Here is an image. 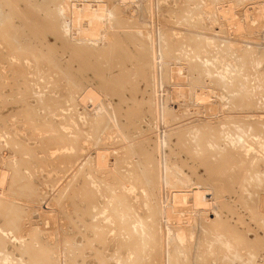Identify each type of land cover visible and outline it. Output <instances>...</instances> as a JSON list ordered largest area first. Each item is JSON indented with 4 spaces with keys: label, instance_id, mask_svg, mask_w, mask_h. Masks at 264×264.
I'll return each mask as SVG.
<instances>
[{
    "label": "rangeland",
    "instance_id": "1",
    "mask_svg": "<svg viewBox=\"0 0 264 264\" xmlns=\"http://www.w3.org/2000/svg\"><path fill=\"white\" fill-rule=\"evenodd\" d=\"M6 1L12 2L11 6L14 5L13 7L16 9H14L13 7L12 8L16 13H18L20 19H24L25 21L26 19L29 20L27 24H29V22L31 21V24H39L41 26V22H45L46 15L44 14H48L49 11H53L52 14L55 13L54 16H56L57 14L60 15L59 9L66 10V13L63 14V21H65L66 24H69L68 17L70 15L71 7L68 5V3H63L64 0H59L61 3L57 0H53L55 1L54 3L52 2V0H50V2L48 0H44L45 2H41L43 0ZM6 1L4 0L3 4V1L0 2V9H3V6L8 4L6 8L4 6L5 9H3V17L6 16L7 18L4 17V19L3 17H1V14L3 13L1 12L2 10L0 11V18L4 19L0 20L1 25H5V23H7L11 19H8V17L14 16L12 17V22L9 21L13 23L10 24V26H20L21 24H23L24 20H20L19 18L17 21L15 20L17 19L18 15H12V13L14 14V10L11 8V6H9L10 3H7ZM80 1L82 0H73L72 2L76 4V7H80L78 5L80 4ZM97 1L98 3L107 4V6L105 5L107 8L111 7V9H113L112 15H108L107 17H104V19L110 16L111 19H114L112 22L114 23V25H120V27L121 25L122 27L125 26L123 29H121L122 27H118L117 29V27L114 25V28H111L112 23L111 25L109 24L111 19L109 20L108 18L109 22L107 21V19L104 20V22L109 25L105 23L104 24L107 31L109 29V33H113L115 31L114 33H116L117 35H121L122 37L124 35V31L129 32L130 29L133 32L141 30L140 32L142 35H140V37H145L146 39H144L147 42L144 41V39L141 40V38L137 37L139 36L138 34H140L138 32V34L135 35V38L137 37L136 39L138 43V45L136 46H144L147 43V45H151L150 41L152 38L154 40L165 42V44H161L165 46H162V48H160L159 46L161 42L154 41L152 39L154 41H152V44L155 46L157 52L158 48L159 51L161 50L162 54L166 52V54H164L165 56L162 55L163 58L165 57V61L162 60V58L161 62H158L161 58L159 52L156 53V58L155 60L153 59L154 61L151 58V63H155H152L150 65L148 58H143L141 55L142 52H146L145 48L137 47V57L130 54L129 61H126V63L124 62L125 65H122L123 62H119L117 63L119 66L117 64L115 66L112 63L115 64L118 61L115 59L114 62H112L113 60H108L107 58L106 60H108V63L105 64L107 61L105 59H101L102 57H100L101 60L106 61H104V64L102 63L103 61L101 62V68L103 67L108 70L106 73L105 69H100L99 72H105L102 73L103 77L101 76V73H99L100 76L98 78L97 74L91 76V74H93V72L91 71V74L88 73V71H84L86 74L83 72V70L81 71L82 74L84 73L82 84H86L87 79H91V82H93L92 84L95 86L98 85L100 79L105 81L110 79L112 80L114 77L113 75L117 74V76L115 75L114 80L116 78L118 80V72L122 73L123 75V73L125 74L127 73V71H129L127 74H125V79L129 75V78L133 80L135 79L134 82L137 81L139 83H136V86L139 87L138 91H140L141 89L140 94H138L140 96L136 95L139 92L135 90V86V88L133 87L134 89L131 88L133 86L131 82L133 83V81L128 78L130 80L128 81L129 83L126 80L123 81H126V84L123 87L126 91L122 89V93H127L129 91L128 89L130 88V91L131 89L132 91L134 90L133 94L132 92L131 94L130 92L127 93L128 95L130 94L131 97L124 93L121 94L122 97H119V95H115L117 97L108 95L110 96L109 98H104L106 99L104 100L106 104L103 102L102 106L98 108L101 109L99 116L101 115V117L106 118L109 117L108 114L111 111L112 112L110 116H112L113 113L118 110L116 112V115H120L118 116L120 117L118 118V120L122 124L129 123L128 126H130H127L128 128L125 127L126 129H124L125 132L123 136L121 132H118V130H113L114 132L111 134H109V131H106V133H108L107 136L104 134L103 136L99 135L98 138L90 142L86 140L88 131L87 129H89V122L87 121L89 118L87 119V117H90L89 115L87 116L86 111L89 109L90 112L93 111V106L90 105V102H88L86 106V104L80 101V97H78V95H81L79 94V92L81 91L80 87L82 89V85H76L77 87H80L77 89V87L74 86L75 88L72 87L73 90L72 88L71 90L69 88L68 91L67 89L68 87H70V84L68 83L66 77L65 80L64 76H61L62 71H67L69 68H71V65L74 66L75 69L76 65H78L75 60L67 56V50L63 48L65 43H62V41H58L56 39L54 40V35L49 31H45L43 33L41 32V30H39L41 29L40 27L35 26V28L33 29L32 25L26 26L25 22L23 25H25L27 29L31 27L29 28L30 33H33V30L34 32H41V40H34L33 42L31 41V43H28L26 40L29 41V39H22L20 40V42L16 43L12 39H10L9 36H3L4 30L0 31V249H3L0 250V264H184L183 262L189 261V263L193 262V264H195L194 262H196L197 264L198 262L199 264H264V152L262 153L263 150L261 148H259V150L261 149L260 152L262 154L260 152H257V147H260L259 143H257L260 140L259 138L262 139L261 141H264V0H198V2L197 0H87V2L92 5H94ZM31 3L34 4L32 5ZM38 3L40 4L41 9H39ZM51 3H53V5L55 4V6H53ZM58 3H60L59 7L57 6ZM62 3L64 5H61ZM37 4L38 8L36 9ZM42 5H44L45 7H43ZM65 6H67V9H65ZM7 7H9V9ZM48 7H50L51 10H48ZM189 8L192 10H190ZM232 8L233 11H231ZM259 8L263 12L261 13V15H259L260 10L259 12H256ZM38 9L39 11L41 10L40 14ZM55 9H57L56 12ZM181 10L182 12H180ZM8 11L10 12V14L5 13ZM248 11L250 12V15ZM231 12L233 16L231 15ZM32 14L35 16H33ZM37 15H39V17L41 18L38 19ZM179 15L185 16L181 17ZM21 16L23 18H21ZM259 16H262V18H260ZM60 17L62 18V16ZM247 17L250 18V21L249 18L248 20H246ZM251 17L252 19L255 17L256 20L253 19L254 22L251 21ZM42 18L44 19L42 20ZM6 20L7 22H4V24H2L3 21ZM34 20L36 23L34 22ZM187 20L188 22H186ZM37 21L40 22L37 23ZM250 22L252 24L254 23V25L252 26ZM234 23H237L236 25L238 27L234 25ZM126 26L128 28H126ZM132 27L134 28L133 30ZM106 29L103 28L102 30ZM220 33H222L221 36L219 35ZM75 34H73V36H76ZM102 34L104 35V33ZM213 34L215 36H213ZM105 37L107 36L105 35ZM193 37L197 42L194 41ZM213 37H215L216 39ZM105 39L108 40L107 38ZM222 39L223 41H221ZM176 40L178 41L176 42ZM213 40H215V42ZM217 40L220 42L216 43L218 42ZM143 41L146 42V44H144ZM155 42H158L159 46L158 44H154ZM178 42L181 44H178ZM103 44L101 43V46ZM129 49L131 52L132 50H135L131 46V44L129 46ZM163 49L166 51H164ZM172 49H174L173 52ZM199 50L201 53L199 52ZM12 54H15L16 58H13ZM178 54H180V56ZM166 55H169L171 57ZM195 56L198 58H196ZM186 58H188L189 60H187ZM25 59H28L30 61L28 65ZM137 60L141 61L138 62ZM134 61L137 62L132 63ZM73 63L76 65H74ZM188 63H191L192 65H189ZM167 64L168 66L164 67ZM106 65H109V68H107ZM157 65H159L160 67ZM110 66H115V68ZM176 67L179 68L175 69ZM79 68L81 67L79 66ZM112 68H114V70ZM154 68L155 70H157V72L154 70ZM161 68L162 70H160ZM193 68L196 69L193 70ZM125 69L128 70L126 71ZM130 71L132 75L130 74ZM132 71H134V73H137L138 75L136 76V74H133ZM153 71L157 73H154L156 76L153 75ZM165 72H167V74ZM212 72L215 74H213ZM163 73L165 76L162 75L161 77L160 74ZM170 73L172 75L176 73L177 76L176 74L175 76L181 78V80L175 81L176 77L173 76L175 77L173 78ZM150 75L152 76V78ZM86 76L88 77L86 78ZM131 76H133V78ZM135 76L140 77L136 78ZM163 76L167 78L166 83H164V80V82H162L161 80L164 78ZM44 77L45 80L43 79ZM142 77L145 78L143 79ZM148 77H150L152 80L150 81V78ZM156 77L158 78V80H160L156 81L158 84L156 82L155 83L157 86H159L160 84V86H155V88L153 86V83L151 82L155 80ZM188 78L190 81L188 80ZM50 79L52 82L50 81ZM210 80H215L216 82L214 83ZM234 80L235 82L237 81L235 83L236 85H231L233 84L231 82H234ZM91 82H89V84H91ZM143 82L145 84H147L148 82L147 85H149L150 87L142 84ZM150 83L152 85H150ZM67 84H69L68 87ZM163 84H166V86L163 87ZM175 84H183L184 86H181V90H176L175 88L178 86H175ZM57 86H59L60 88ZM174 86L175 88H173ZM207 86H209L210 88L208 87L204 90L207 91L209 89L211 96L210 99L202 102L194 98L196 93L200 92V89H203ZM229 87L231 88V90H234V93L230 91L229 93H226L228 92L227 89L230 90ZM62 88L65 90H63ZM44 91L45 93H43ZM70 91H72L71 93L75 92L76 95L75 93L71 95ZM150 91H152V94L155 92L157 96H154V93L152 97H150ZM176 91H179V94ZM163 92H165V95ZM68 93H70V96H66L69 95ZM147 93L150 96H147ZM134 94L136 96V99H132L133 101L131 102L130 98H133ZM123 95L125 98L123 97ZM185 95L188 96L185 97ZM189 95L191 96L190 98ZM50 96H54L55 100H51L52 102L50 101L44 104H40L43 99L38 101V98L40 99L42 97ZM65 96L66 98L71 97V100L69 99L70 102L67 101V99L65 100ZM73 96L74 98H72ZM243 96H245L244 99H242ZM118 97L119 99L123 98L122 102H120L121 99L118 100ZM174 97L177 99L179 98L180 100H177ZM187 97L189 98L188 101L186 100ZM158 99L161 102L165 100V103L163 102L165 105V108L163 109L164 112L161 111V108H163V103H161ZM23 100L24 102L26 100L28 102L26 101L25 103H23ZM35 100H37L38 102ZM127 100L131 102L132 106L128 104L129 102H127ZM135 100L137 101V103H140V109H138L139 107L137 106L138 104ZM148 100L152 102V105H150L151 103ZM182 100L183 103L181 102ZM225 101L229 103L225 105ZM123 102L126 104H124ZM209 102L211 105L215 106V112L214 114L208 115L203 106L206 108ZM244 102L246 104H244ZM141 103L142 107L140 106ZM180 103L182 106L180 105ZM159 104H161L162 107L159 108ZM223 104L225 105L224 107H227H222ZM75 105L77 108L75 107ZM104 105L109 108L106 109ZM114 105L116 109L114 108ZM116 105L118 108L116 107ZM228 105L230 106L228 107ZM152 107L154 109H152ZM85 108L87 110H85ZM131 108L134 109L133 111L138 110L136 111L137 113L139 111H142V113L140 112L141 115L140 113H138L139 115L136 114L141 118H137V116H135V112L133 111L131 115H128V118L127 114L131 113ZM103 109H105L106 111L108 110L109 113L108 111L106 113V111ZM128 109L129 111L127 112L126 110ZM148 109L152 110L153 112L155 111V115L157 114L158 116H153V112L147 111ZM26 111L29 112V118H25V113L27 114ZM158 111L161 113L158 114ZM102 112L106 114H103ZM172 112L173 114L176 113L177 117L174 115V117H172L171 119V116H173ZM169 114L171 115L169 116ZM166 115H168L169 117H167ZM151 117L155 118L156 120H152ZM164 117L168 118L166 120L167 122H164L165 124L162 121L165 119ZM185 117H187L188 120L187 118L184 119ZM160 118L162 119L160 120ZM176 118L178 119V121H180L179 123ZM182 118L185 121H183ZM106 119L108 122V118ZM139 120H141L142 122ZM175 121H177L178 124H175L174 126ZM187 121L190 123V126H188L189 123H187ZM205 121H210L209 124L211 125L214 124L215 129H218L220 125H224L225 127L221 128V133L219 132V134L215 135L217 137L219 135L220 138H214V134H216V132L209 137L212 142L210 140L209 141L212 144L209 141L205 142L204 139L202 140L203 134L201 133L203 132V128L202 126L200 127V125H203ZM149 122L151 124H149ZM183 122L185 123V125H182L184 124ZM157 124L159 126L156 129L154 125ZM166 124L167 126H169L167 127ZM179 124L183 127L179 126ZM186 125L190 127L189 129L193 132L189 131L185 127ZM191 125L193 127H191ZM196 125L198 129L196 128ZM176 126H178L177 131ZM179 128L180 131L178 130ZM160 129H164L162 130L163 134H161L162 131H160ZM167 129H169V131L171 132L170 133L168 131L170 134L167 132ZM186 130H188V132H185L184 134H191L194 136H192L191 138L189 137V139L187 138L185 140L186 135L182 134L181 131L184 132ZM199 130L201 133L199 132ZM75 131L78 134H75ZM142 131L144 135H147L148 131H150V134L148 133L147 136L145 135L144 137H142ZM152 131H154L155 134L154 132L152 133ZM125 133L127 134L125 135ZM178 133H180V135ZM164 135L168 138L170 137V140H167ZM225 135L228 136L226 137ZM78 136H80V139ZM182 136H184L185 138ZM221 136L223 138V141L221 140ZM118 137L119 139H117ZM131 138L134 139V141L131 140ZM213 138L215 139V142H217L218 147H216L217 144L216 146L213 145L215 143ZM124 139H126V141ZM160 139L164 140V143L160 141ZM219 140L220 142H222L220 143ZM228 140L232 141L229 142ZM95 141L99 144H105V147L107 146L106 148L108 149L107 151L110 152V156L108 157L109 167L106 168L109 170L103 169V173H101L102 169L97 170L91 167L93 165L91 161L94 158V152L97 147L96 145H99L95 144ZM252 141L256 144H253ZM129 142L130 144H133V146H135L132 149L134 153L126 148V145H129ZM134 142L140 145H142L141 143H143L148 146L146 147V150L153 155V157L151 156V159L153 160L151 161V163H149L150 167L154 166L156 168L157 163L153 162L158 161V159H161L162 161H164V164H167L166 166L173 174L171 175V173L168 171V177L171 176L169 178L171 182L175 180L174 185L173 182L167 184L166 178L165 183L167 185L163 183L162 186V183L159 182L158 184L156 183L157 187L156 185L152 184V187L150 188V186L148 187L147 185V190L144 189L146 184L137 186L135 183H133L136 186L133 185L134 189H132L133 186L131 182L125 180V182L121 183L122 185L119 183V180H122V175L126 176L128 173L131 174V170L136 167L135 165L139 161L144 162L142 159L144 157L142 155L140 157V154L136 153L139 145L135 144ZM234 142L236 143L235 145L237 147L243 144L248 145L251 143L253 144L252 146L256 148L254 151L252 150L251 153H248V155L251 154L252 156L246 155L248 157H243V165L233 164L228 168V170L226 168H222V172H219V176L220 174H225L226 177L224 176V179L227 178L230 173H232L234 178L232 177L233 180H231L233 182L231 180H228L231 177H228L225 182H223L222 180L219 182L214 181V191H212V189L208 191L205 187L207 186V184L196 181L198 179L200 180V178H205L210 173L209 170L206 169L207 166L205 168L204 164L200 165V163H198V159L203 158L206 155V152H208L209 150H211L212 152L215 148H225L226 146L233 145L231 143ZM110 144H112L113 146H110ZM156 144L160 145V148H163L162 150H159L160 152H162L161 154H159L160 152L158 153V151L156 152ZM194 145L197 146L195 147ZM211 145H213L214 147H212ZM91 146L94 147L92 148ZM193 146L194 148L192 150L191 147ZM82 147H84V149L87 151H85ZM204 147L206 148V150H209H204ZM147 148H149L150 151ZM237 149L240 148L238 147ZM252 152H254L255 155H253L254 153L252 154ZM256 156L260 157L257 158ZM221 158L224 159L225 157L222 156ZM256 158L258 160H261L258 161ZM136 160H138V162ZM257 161L260 163H258ZM116 162L117 165H115ZM131 164L134 167H131ZM220 165L221 167L223 166V164ZM220 165L214 164L211 165V167H216L219 169L221 168L219 167ZM116 166H120L121 168L119 167L118 169H116ZM114 168L115 170L113 171ZM125 168H129V172L126 171ZM177 168L181 170L175 171ZM216 168H214V172L216 171L215 173L217 174L218 169L216 170ZM223 169H226V171L224 170V173ZM119 171L121 172V174L119 173ZM124 171H126V173ZM226 172L229 173L227 174ZM232 174H230L229 176H232ZM115 175H117V177H115ZM176 175L178 177H176ZM183 177L188 180L186 181ZM227 180L232 183L228 182ZM226 182L227 184L229 183V189H231V192H228L229 189ZM128 184H130L131 186ZM176 184L177 186L175 187ZM149 185H151V183ZM170 185H172V187ZM140 186L144 187L141 188ZM159 186L164 189H161ZM153 187L156 189H154ZM180 187L182 188L180 189ZM144 191H146L147 193ZM214 192L217 194H215ZM148 193L152 195H149ZM175 193L186 195V200H191L192 202H187L186 205L185 203L182 204L185 207L174 208L175 204L172 201L173 195ZM120 202H122L121 205ZM160 202L161 204L163 203L162 205H165L162 206ZM203 202L206 203V205ZM173 204L174 206H172ZM190 205L191 208H189ZM95 206L98 208H96ZM149 206H153L154 208L152 207V209L150 207V209ZM159 206L162 208V219L159 218L161 217L160 214L158 215V210H160ZM212 207L217 208V210L219 211L221 221L218 224H210V221L214 218ZM165 209H167V211L171 209L172 211H168L166 215ZM123 210V219L119 221L117 217L119 216L120 211L123 212ZM177 211L179 214H176ZM168 213L171 215V218H173V214H175V217L173 219L176 218L177 221L176 219L172 220ZM179 215L182 216L180 217ZM168 217L169 221L167 220ZM182 217H185V219H187L185 220L183 218L184 221H182ZM162 220L164 221L162 222ZM205 223L207 225H205ZM216 225L220 231L226 233L229 237L230 246L228 247H231L230 249L225 247L222 242L219 243L220 240H215L214 232ZM148 226L150 227V229ZM132 227H134V229H132ZM133 233L135 235H133ZM178 236L180 239L178 238ZM120 244L122 246L125 245V248ZM129 244L133 250L131 248V250L129 249ZM231 244L234 246V248H232L233 246ZM226 249L228 250L226 251ZM220 250L222 251L221 254H219ZM225 255H227V257ZM171 258L173 261L170 260ZM175 258H177L176 260L179 261V263L175 260Z\"/></svg>",
    "mask_w": 264,
    "mask_h": 264
},
{
    "label": "bare ground",
    "instance_id": "2",
    "mask_svg": "<svg viewBox=\"0 0 264 264\" xmlns=\"http://www.w3.org/2000/svg\"><path fill=\"white\" fill-rule=\"evenodd\" d=\"M1 1H3L2 2V4L4 3V0H0V2ZM6 1V0H5ZM33 1V0H32ZM31 1V2H32ZM41 1V0H40ZM47 1V0H46ZM49 2H50V0H48ZM56 1V0H55ZM55 1H53L52 0V2L54 3ZM58 2H60L59 0H57ZM73 1V0H72ZM71 0H64V2L63 3H68V5L71 7L70 8V15H69V24H66L65 23V21H63V14H65L66 13V10H64V9H59V14L60 15H58L57 13V15L56 16H54V14H52L53 13V11L51 12V11H49V13L47 14H44V12H43V14L44 15H46L45 16V22L44 21H42L44 18H42V24H41V26L39 25V24H36V25H33V24H31L30 22H29V24H27L28 23V21L29 20H27L26 19V21L24 20V19H20L19 18V15H18V13H16L15 12V10L14 9H16V8H14L13 6L14 5H12L11 6V4H12V2H8V1H6L7 3H10L9 4V6H11V8L14 10V14L12 13V15H18L17 16V19H15L16 21L18 20V18L20 19V20H24V22L26 23V26H31L32 25V27H33V29L35 28V26H38V27H40L41 29H39L38 27V29L39 30H41V32H45V31H49L50 33H52L53 35H54V40L56 39V40H58V41H62V43H65L64 44V46H63V48H65L66 50H67V56H69V57H71L73 60H75L76 62H77V64L82 68H79V66L78 65H76V64H74V65H76V69L74 68V66H72L71 65V68H69L67 71H62V77L64 76V79H65V77H66V79H67V81H68V83L70 84V87H68V85L69 84H67V87H68V91H69V88H70V90H71V88L73 87V88H75L74 86H78L79 84L80 85H82V89H81V87H80V92H79V94H81L80 96L78 95V97H80V101H82L84 104H86V106H87V103L88 102H90V105H92L93 106V108H92V110L93 111H89V110H87L86 108H85V110H87L86 111V114H87V116L89 115L90 117H87V121L89 122V129H87L88 131H87V136H86V140H88V141H92V140H94V139H96V138H98L99 137V135L101 136H103V134L104 135H106L107 136V134L108 133H106V131H109V134H111V133H113L114 131H117L118 130V132L120 133L121 132V134H122V136H123V134H124V132H125V130L124 129H126L125 127H127L128 126V124L129 123H126V124H122L119 120H118V118H120V117H118V116H120V115H116L117 113V111L116 112H114L113 113V117L112 116H110V114H111V112L109 113V111H108V115H109V117H106V118H108V122H107V119L106 118H103V117H101V115L99 116V114H100V111H101V109H98L100 106H102V103L104 102L105 103V101L104 100H106V99H104V98H106V97H110V96H114V97H117L118 95H119V97L121 96V94H124V93H126V92H124V93H122V89H124L123 87H124V85L126 84L125 82L127 81H130L129 79H131V78H129V75H128V77L125 79V74H127L129 71H127L128 69H125L126 71H127V73H123V75H122V73H120V72H118L119 74H121V75H119L118 74V80H117V78L114 80V78H115V75L117 76V74H114L113 76V79L111 80H107V79H109V78H107L106 80L107 81H105V80H102V79H100L99 80V82H98V85L97 86H95V85H93L92 83L93 82H91L92 80L91 79H87V85L86 84H82V82H83V74L85 73L84 71H88V73H90L91 74V72H93V74H91V76H93L94 74H97L98 75V78H99V76H100V74L99 73H101V72H99L100 71V69H102L101 68V64L103 63H105L106 61V63L105 64H107L108 63V60H113L112 62H114V60L116 59L118 62H116L115 64L114 63H112L113 65H115L116 66V64L117 63H119V62H123V64L122 65H125V63H126V61H129V58H130V54L131 55H133V56H136L137 57V47H144L145 48V50H146V52L145 53H141V55H142V57L143 58H148V61H149V63H150V65L152 64V63H155V62H152L151 63V58H152V60L154 59L155 60V58H156V53H159L160 52V56H161V58L159 59L160 61H158V62H161V59L163 58L162 57V55H164V54H166V52L164 53V54H162L161 53V50L159 51V48H158V52L156 51V48H155V46L152 44L154 41H159V40H154L152 37V39L154 40H152L151 39V45L149 46V45H147L146 44V38L144 39V38H141L140 37V35H142L141 34V30L139 31H135V32H133V31H131V29H130V31L127 33V32H125L124 31V35L121 37V35H117L116 33H109L108 31H109V29H108V31H107V29L105 28V24H107V23H105L104 22V20H106L107 19V21H108V18H109V20L111 19L110 18V16L108 17V18H105L104 19V17H107L108 15H112V10L113 9H111V7H108V8H110V9H108L106 6H107V4H102V3H98V1L97 2H95V4L94 5H92V4H90V3H88L87 2V0L85 1V0H82V1H80L79 3L80 4H78L80 7H76V4H74L73 2H72ZM94 1V0H93ZM117 1V0H116ZM209 1V0H208ZM207 1V2H208ZM234 1V0H233ZM6 2H5V4H6ZM28 2V1H27ZM41 2H45L44 0L43 1H41ZM90 2V1H89ZM101 2V1H100ZM108 2V1H107ZM197 2H198V0H197ZM236 2V1H235ZM34 3H35V1H34ZM34 3H31L32 5L34 4ZM40 3V2H39ZM38 3V4H39ZM48 3V2H47ZM53 3H51L52 5H53ZM61 3V2H60ZM60 3H58V7H59V4ZM61 4V5H64V4ZM97 3V4H96ZM186 3V2H185ZM190 3V2H189ZM209 3V2H208ZM30 4V3H29ZM38 4H37V7H36V9L38 8ZM41 4V3H40ZM40 4H39V9H41L40 7ZM197 4V3H196ZM199 4V3H198ZM8 4H6V5H4L5 6V8H6V6H7ZM31 5V6H32ZM106 5V6H105ZM109 5V4H108ZM1 6H3V5H1ZM4 6H3V9H5L4 8ZM35 6V5H34ZM43 7H45L44 5H42ZM53 6H55V4L53 5ZM175 6V5H174ZM47 7V6H46ZM66 8L65 9H67V6H65ZM187 7V6H186ZM194 7V6H193ZM201 7V6H200ZM209 7V6H208ZM217 7H219V6H217ZM8 9H9V7H7ZM49 8V9H48ZM47 9L48 10H51L50 9V7H48ZM54 8V7H53ZM171 8V7H170ZM170 8H169V12H170ZM180 8V7H179ZM197 8V7H196ZM199 8V7H198ZM260 8H261V6H260ZM260 8L258 9V11H256V12H259V10H260ZM3 9H0V11L3 13ZM7 9V10H8ZM39 9H38V11H39ZM44 9V8H43ZM42 9V10H43ZM181 9H183V8H181ZM186 9V8H185ZM190 9V8H189ZM201 9V8H200ZM205 9H207V8H205ZM210 9V8H209ZM11 10V9H10ZM9 10V11H10ZM12 10V11H13ZM56 10L57 9H55V12H56ZM190 10H192V9H190ZM202 10V9H201ZM5 12V13H9L10 14V12ZM11 11V12H12ZM17 11H18V9H17ZM41 11V10H40ZM40 11H39V14H40ZM130 11V10H129ZM194 11V10H193ZM197 11V10H196ZM204 11V10H203ZM206 11V10H205ZM208 11V10H207ZM210 11V10H209ZM213 11V10H212ZM231 11H233V8H232V10ZM47 12V11H46ZM51 12V13H50ZM180 12H182V10L180 11ZM202 12V11H201ZM216 12H217V10H216ZM249 12V11H248ZM16 13V14H15ZM175 13V12H174ZM214 13V12H213ZM246 13V12H245ZM261 13H263L261 10H260V13H259V15H261ZM38 14V13H37ZM53 16H52V15ZM167 14H168V12H167ZM171 14V13H170ZM181 14V13H180ZM208 14V13H207ZM212 14V13H211ZM247 14V13H246ZM245 14V15H246ZM254 14V13H253ZM256 14V13H255ZM258 14V13H257ZM2 16L1 17H3V15H4V13L3 14H1ZM11 15V16H12ZM33 15V14H32ZM35 15H36V11H35ZM35 15H33V16H35ZM174 15V14H173ZM176 15V14H175ZM231 15L233 16V14H232V12H231ZM249 15H250V12H249ZM263 15V14H262ZM15 16V17H16ZM38 16V19L39 18H41V17H39V15H37ZM58 16V17H57ZM60 16H62V18L60 17ZM179 16H183V15H179ZM185 16V15H184ZM183 16V17H184ZM254 16V15H253ZM256 16V15H255ZM258 16V15H257ZM4 17H6V16H4ZM3 17V18H4ZM12 17H14V16H12ZM12 17H8V19L9 18H11L9 21H11L13 18ZM43 17V16H42ZM60 17V18H59ZM67 17V16H66ZM65 17V18H66ZM112 17V16H111ZM175 17V16H174ZM260 17V16H259ZM1 19L0 18V20H4V19ZM7 18V17H6ZM21 18H23L22 16H21ZM178 18V17H177ZM186 18V17H185ZM192 18V17H191ZM196 18V17H195ZM204 18V17H203ZM206 18V17H205ZM248 18L249 17H247V19L246 20H248ZM260 18H262V16L260 17ZM190 19V18H189ZM209 19V18H208ZM254 20H256V18L254 17L253 18ZM253 19H252V17H251V21H253ZM113 20L114 19H111V21H110V25H111V23L113 22ZM177 20H179V19H177ZM197 20V19H196ZM203 20V19H202ZM234 20V19H233ZM245 20V21H246ZM258 20V19H257ZM8 21V22H9ZM249 21H250V18H249ZM4 22H7V20L6 21H3V23L2 24H4ZM8 22L7 23H5V25H1V21H0V27L1 26H3V27H1L0 28V31H3V36L4 37H6V36H9V38L10 39H12L14 42H16V43H18V42H20V40H22V39H24V40H26V39H29V41L28 40H26L28 43H31V41L33 42L34 40H41V37H40V33L41 32H34V30H33V33H30V31H29V28H31V27H29L28 29L26 28V26L25 25H23L24 24V22H23V24H21L20 26L21 27H23V28H26V29H23V28H21L20 26H10V24H13V23H11V22H9V24H8ZM14 22V21H13ZM34 22H35V20H34ZM38 22H40V21H37V23ZM109 22V21H108ZM168 22V21H167ZM182 22V21H181ZM180 22V23H181ZM186 22H188V20L186 21ZM189 22H190V20H189ZM205 22V21H204ZM233 22H235V21H233ZM247 22V21H246ZM245 22V23H246ZM254 22V21H253ZM20 23H22V22H20ZM32 23H33V21H32ZM36 23V22H35ZM105 23V24H104ZM171 23H172V21H171ZM175 23V22H174ZM197 23V22H196ZM202 23H203V21H202ZM208 23V22H207ZM237 23H238V21H237ZM236 23V24H237ZM251 23V22H250ZM8 24V25H7ZM18 24H19V22H18ZM109 24H107V25H109ZM189 24V23H188ZM193 24V23H192ZM235 23H234V25H236ZM240 24V23H239ZM252 24V23H251ZM250 24V25H251ZM86 25V26H85ZM114 23H112V26H111V28L113 27L114 28V26H116L117 27V29H118V27H120V25H114ZM167 25V24H166ZM194 25V24H193ZM200 25V24H199ZM249 25V26H250ZM254 25V23L252 24V26ZM25 26V27H24ZM128 26V25H127ZM126 26V28H128ZM183 26V25H182ZM198 26V25H197ZM208 26H210V25H208ZM237 26V25H236ZM107 27H109V26H107ZM121 27H122V25H121ZM120 27V28H121ZM125 27V26H124ZM124 27H122L121 29H123ZM153 27V26H152ZM192 27V26H191ZM206 27V26H205ZM238 27V26H237ZM4 28V29H3ZM106 29V30H102V29ZM111 28H110V30H111ZM125 28V29H126ZM129 28H131V27H129ZM168 28V27H167ZM183 28H185V27H183ZM189 28V27H188ZM208 28V27H207ZM260 28V27H259ZM134 28L132 27V30H133ZM146 29V28H145ZM148 29V28H147ZM178 29V28H177ZM199 29V28H198ZM236 29V28H235ZM32 30H31V32H32ZM35 30H37V29H35ZM38 30V31H39ZM120 30V29H119ZM170 30V29H169ZM172 30V29H171ZM201 30V29H200ZM242 30V29H241ZM256 30V29H255ZM121 31V30H120ZM176 31V30H175ZM238 31V30H237ZM138 32L140 33V34H138ZM143 32V31H142ZM203 32V31H202ZM76 33V34H75ZM102 33H104V35L102 34ZM117 33H119V32H117ZM152 33V32H151ZM171 33V32H170ZM204 33V32H203ZM206 33V32H205ZM256 33V32H255ZM73 34H75L76 36H73ZM121 34V33H120ZM123 34V33H122ZM139 35V36H137V37H139V38H141V40L142 39H144V41H146V42H144V44H146V45H144V46H142V45H139V46H136V45H138V43H137V37L135 38V35ZM182 34V33H181ZM221 34L222 33H220L219 35L221 36ZM105 35L107 36V37H105ZM146 35V34H145ZM170 35H172V34H170ZM178 35V34H177ZM187 35V34H186ZM200 35V34H199ZM210 35V34H209ZM150 36H152V35H150ZM168 36V35H167ZM213 36H215L214 34H213ZM216 36H218V35H216ZM148 37V36H147ZM207 37V36H206ZM210 37V36H209ZM229 37V36H228ZM105 38H107L108 40H106ZM192 38V37H191ZM213 38H215V37H213ZM217 38H219V37H217ZM222 38V37H221ZM187 39V38H186ZM193 39H194V37H193ZM216 39V38H215ZM196 39H194V41H195ZM207 40V39H206ZM219 40V39H218ZM217 40V41H218ZM101 41H103L104 42V44H103V42H101ZM153 41V42H152ZM169 41V40H168ZM178 40H176V42H177ZM188 41V40H187ZM186 41V42H187ZM190 41V40H189ZM210 41V40H209ZM214 42H215V40H213ZM221 41H223V39L221 40ZM226 41V40H225ZM103 44L102 46H101V43ZM159 42H161V41H159ZM176 42H175V45H176ZM180 42V41H179ZM178 42V44H181V43H179ZM191 42H192V40H191ZM195 42H197V41H195ZM200 42V41H199ZM220 41H218V42H216V43H219ZM125 43H126V46H125ZM165 44V42H161L160 43V46H159V43L157 42H155L154 44H158V46L160 47V48H162V46L163 45H161V44ZM185 43V42H184ZM130 44H131V46L135 49V50H132V52L130 51V49H129V46H130ZM169 44H171V43H169ZM191 44V43H190ZM193 44H195V43H193ZM192 44V45H193ZM206 44V43H205ZM210 44V43H209ZM225 44V43H224ZM187 45V44H186ZM214 45V44H213ZM217 45V44H216ZM157 46V45H156ZM165 46V45H164ZM163 46V47H164ZM205 46V45H204ZM168 47V46H167ZM218 47H219V45H218ZM169 48V47H168ZM167 48V49H168ZM186 48H188V47H186ZM185 48V49H186ZM217 48V47H216ZM227 48V47H226ZM165 49V48H164ZM163 49V50H164ZM171 49V48H170ZM179 49V48H178ZM207 49V48H206ZM173 50L174 49H172V52H173ZM193 50H195V49H193ZM210 50V49H209ZM220 50V49H219ZM239 50V49H238ZM164 51H166V50H164ZM164 51H162V52H164ZM171 51V50H170ZM187 51V50H186ZM221 51V50H220ZM175 52V51H174ZM179 52V51H178ZM197 52V51H196ZM199 52H200V50H199ZM240 52V51H239ZM184 53V52H183ZM192 53V52H191ZM201 53V52H200ZM199 53V54H200ZM205 53V52H204ZM237 53V52H236ZM172 54V53H171ZM189 54V53H188ZM241 54V53H240ZM246 54V53H245ZM170 55V54H169ZM169 55H166V56H169ZM177 55V54H176ZM175 55V56H176ZM179 56H180V54H178ZM202 55H203V53H202ZM242 55V54H241ZM12 56H13V58H16V55L15 54H12ZM165 56V55H164ZM186 56V55H185ZM200 56V55H199ZM100 57H102L101 59H105L106 60V58L108 59V60H101L100 59ZM154 57V58H153ZM169 57H171V56H169ZM190 57V56H189ZM196 57V56H195ZM205 57V56H204ZM210 57V56H209ZM226 57V56H225ZM245 57V56H244ZM158 58V57H157ZM165 58V57H164ZM164 58L162 59V60H164ZM178 58V57H177ZM196 58H198V57H196ZM241 58V57H240ZM12 59V58H11ZM100 59V60H99ZM175 59V58H174ZM180 59V58H179ZM187 60H189L188 58H186ZM203 59V58H202ZM206 59V58H205ZM227 59V58H226ZM233 59V58H232ZM26 60V63H27V65L29 64V60L28 59H25ZM99 60V61H98ZM141 60H143V59H141ZM141 60H137L138 62H140ZM153 60V61H154ZM103 61V62H102ZM137 61H134V62H132V63H135V62H137ZM156 61V62H157ZM165 61V60H164ZM209 61V60H208ZM102 62V63H101ZM125 62V63H124ZM180 62H182V61H180ZM193 62V61H192ZM201 62V61H200ZM203 62H205V61H203ZM212 62V61H211ZM111 63V62H110ZM217 63V62H216ZM112 64H110V65H112ZM163 64V63H162ZM189 64V63H188ZM191 64V63H190ZM189 64V65H190ZM196 64V63H195ZM204 64V63H203ZM209 64V63H208ZM212 64V63H211ZM101 65V66H100ZM118 65V64H117ZM122 65H121V67H122ZM156 65V64H155ZM188 65V66H189ZM192 65V64H191ZM198 65V64H197ZM217 65V64H216ZM215 65V66H216ZM224 65V64H223ZM104 66V65H103ZM107 66V68H109L108 66L109 65H106ZM105 66V67H106ZM115 66H110V67H114L115 68ZM119 66V65H118ZM154 66V65H153ZM152 66V67H153ZM157 66H159V65H157ZM162 66H164V65H162ZM166 66H168V64L167 65H165L164 67H166ZM207 66V65H206ZM212 66V65H211ZM214 66V65H213ZM219 66V65H218ZM120 67V68H121ZM125 67V66H124ZM123 67V68H124ZM155 67V66H154ZM160 67V66H159ZM196 67V66H195ZM203 67V66H202ZM114 68H112L113 70H114ZM163 68V67H162ZM162 68L160 69V70H162ZM168 68V67H167ZM173 68V67H172ZM177 68H179V67H176L175 69H177ZM189 68V67H188ZM191 68V67H190ZM200 68V67H199ZM198 68V69H199ZM211 68V67H210ZM103 69H105V68H103ZM111 69V70H112ZM116 69H118V68H116ZM122 69V68H121ZM121 69H120V71H121ZM165 69V68H164ZM196 69V68H195ZM194 68H193V70H195ZM206 69V68H205ZM212 69V68H211ZM230 69V68H229ZM232 69V68H231ZM77 70V71H76ZM79 70V71H78ZM83 70V74H82V71ZM123 70V69H122ZM154 70H155V68H154ZM159 70V69H158ZM159 70V71H160ZM188 70V69H187ZM190 70V69H189ZM218 70V69H217ZM227 70V69H226ZM91 71V72H90ZM103 71V70H102ZM105 71H106V73H107V71L108 70H106L105 69ZM116 71V70H115ZM117 71H119V70H117ZM156 72H157V70H155ZM155 71H153L152 73H153V75H155V74H157V73H155ZM165 71V70H164ZM163 71V72H164ZM168 71V70H167ZM191 71V70H190ZM190 71H188V72H190ZM124 72V71H123ZM133 72V74H136V76L138 75L137 73H134V71H132ZM194 72V71H193ZM198 72V71H197ZM229 72V71H228ZM230 72H231V70H230ZM102 73H105V72H102ZM101 73V74H102ZM110 73H111V71H110ZM110 73H108V74H110ZM113 73V72H112ZM155 73V74H154ZM159 73V72H158ZM162 73V72H161ZM166 74H167V72H165ZM195 73H196V71H195ZM213 73V72H212ZM218 73V72H217ZM86 74V73H85ZM130 74H131V71H130ZM171 74V73H170ZM176 74V73H175ZM175 74L174 75H172V77L173 76H175ZM181 74V73H180ZM183 74V73H182ZM213 74H215V73H213ZM229 74V73H228ZM43 75V74H42ZM112 75V74H111ZM111 75H109V76H111ZM132 75V74H131ZM161 75V77H162V75H164V73L163 74H160ZM37 76H39V75H37ZM53 76V75H52ZM96 76V75H95ZM102 77H103V74L101 75ZM108 76V75H107ZM127 76V75H126ZM135 76V77H136ZM151 76V75H150ZM156 76V75H155ZM165 76V75H164ZM163 76V77H164ZM176 76H177V74H176ZM175 76V77H176ZM182 76H184V75H182ZM202 76H203V74H202ZM33 77V76H32ZM36 77V76H35ZM34 77V78H35ZM88 76H86V78H87ZM132 78H133V76H131ZM140 77V76H139ZM139 77H136V78H139ZM158 77V76H157ZM156 77V79L155 80H153L151 83H153V86L155 87V86H157L156 85V81H159L158 80V78ZM160 77V76H159ZM168 77V76H167ZM171 77V78H172ZM175 77H173V78H175ZM197 77V76H196ZM212 77V76H211ZM214 77V76H213ZM227 77V76H226ZM92 78V77H91ZM129 78V79H128ZM143 78V77H142ZM145 78V77H144ZM143 78V79H144ZM148 78H150V77H148ZM151 78H152V76H151ZM150 78V81L152 80ZM155 78V77H154ZM153 78V79H154ZM165 78L166 77H164L163 79H161L162 80V82H164V83H166V81H167V78H166V80H165ZM231 78H233V77H231ZM231 78H227V79H231ZM238 78V77H237ZM44 80H45V77L43 78ZM42 79V80H43ZM53 79V78H52ZM65 79V80H66ZM104 79V78H103ZM121 79V80H120ZM128 79V80H127ZM147 79V78H146ZM145 79V80H146ZM210 79H212V78H210ZM214 79H215V77H214ZM222 79V78H221ZM224 79V78H223ZM226 79V78H225ZM63 80V79H62ZM82 80V81H81ZM124 80H126L125 82H123ZM132 81H133V83L131 82V84L133 85L131 88L132 89H134L135 87V90H139V87L138 86H136V83L137 84H139L137 81L136 82H134L135 81V79L133 80V79H131ZM148 80V79H147ZM146 80V81H147ZM164 80V81H163ZM173 80V79H172ZM180 81L181 80V78H178V77H176L175 78V81ZM183 80V79H182ZM188 80H189V78H188ZM216 80V79H215ZM213 81V80H210V81H213L214 83L217 81ZM237 80V79H236ZM33 81V80H32ZM47 81V80H46ZM48 81H49V79H48ZM50 81H51V79H50ZM55 81V80H54ZM58 81V80H57ZM67 81H66V83H67ZM96 81V80H95ZM190 81V80H189ZM194 81V80H193ZM197 81V80H196ZM199 81V80H198ZM206 81V80H205ZM225 81V80H224ZM223 81V82H224ZM227 81V80H226ZM52 82V81H51ZM89 82H91V84L93 85H91V84H89ZM124 84H123V83ZM145 82V81H144ZM142 83V84H145V83ZM156 82V83H155ZM174 82V81H173ZM200 82V81H199ZM237 82V81H236ZM235 80H234V82L232 81L231 83H233V84H231V85H234L235 83ZM244 82V81H243ZM27 83V82H26ZM25 83V84H26ZM30 83V82H29ZM32 83H34V82H32ZM54 83V82H53ZM60 83V82H59ZM63 83V82H62ZM129 83V82H128ZM127 83V84H128ZM150 83V85H152ZM154 83H155V85H154ZM161 83V82H160ZM178 83H180V82H178ZM194 83V82H193ZM41 84H42V82H41ZM40 84V85H41ZM47 84V83H46ZM71 84H73V85H71ZM97 84V83H96ZM135 84V85H134ZM140 84H141V82H140ZM147 84H148V82H147ZM147 84H145L146 86H149V85H147ZM158 84V83H157ZM227 84V83H226ZM229 84V83H228ZM39 85V84H38ZM130 85V84H129ZM169 85V84H168ZM183 84H175V86H178V87H176L175 88V86L173 87V88H175L176 90H181V86H182ZM201 85V84H200ZM236 85V84H235ZM241 85V84H240ZM29 86V85H28ZM76 86V87H77ZM128 86V85H127ZM131 86V85H130ZM135 86V87H134ZM159 86H160V84H159ZM159 86H157V87H159ZM166 86V84L164 85L163 84V87H165ZM184 86V85H183ZM196 86V85H195ZM223 86V85H222ZM41 87V86H40ZM43 87V86H42ZM57 87H59V86H57ZM60 87H61V85H60ZM59 87V88H60ZM66 87V88H67ZM79 87H77V89L79 88ZM134 87V88H133ZM142 87V86H141ZM150 87V86H149ZM148 87V88H149ZM161 87H162V85H161ZM193 87V86H192ZM209 86H207V87H204L203 89H200V92L199 93H196V95H195V97L194 98H196L197 100H200V101H206V100H208V99H210V92H209V89L207 90V91H205L204 89L205 88H208ZM213 87V86H212ZM231 87V86H230ZM229 87V88H230ZM233 87V86H232ZM246 87V86H245ZM29 88V87H28ZM73 88H72V90H73ZM129 88V87H128ZM156 88V87H155ZM210 88V87H209ZM228 88V87H227ZM63 89V88H62ZM76 89V90H77ZM132 89H131V91H130V88L127 90L128 92H130V94H131V92H132V94H133V92H134V90L132 91ZM144 89V88H143ZM160 89V88H159ZM163 89V88H162ZM187 89V88H186ZM193 89V88H192ZM42 90V89H41ZM63 90H65V89H63ZM75 90V91H76ZM125 90V89H124ZM146 90V89H145ZM144 90V91H145ZM171 90H173V89H171ZM58 91V90H57ZM126 91V90H125ZM143 91V92H144ZM149 91V90H148ZM165 91V90H164ZM175 91V90H174ZM174 91H172V92H174ZM188 91V90H187ZM227 91L228 92H226V93H229V91L230 92H233L234 90L232 89L231 90V88H230V90H228L227 89ZM50 92H51V90H50ZM72 91H70V93H71ZM77 92V91H76ZM127 92V93H128ZM139 93H137L136 94V91H135V94L136 95H138V94H140V92H141V89H140V91H138ZM147 92V91H146ZM151 92V96L147 93V96H150V97H152V95L155 93H153L152 94V91H150ZM170 92V91H169ZM171 92V93H172ZM176 92H178V94H179V91H176ZM175 92V93H176ZM194 92V91H193ZM41 93V92H40ZM43 93H45V91L43 92ZM70 93H68L69 95H66V96H70ZM75 93V92H74ZM74 93H71V95L72 94H74ZM126 93V94H127ZM164 93V95H165V92H163ZM163 93H162V95H163ZM174 93V94H175ZM234 93V92H233ZM130 94L128 95V96H130ZM135 94H134V96H133V98H130L131 99V102L133 101L132 99H134L136 96H135ZM157 94H159V93H157ZM39 95V94H38ZM53 95V94H52ZM75 95H76V93H75ZM108 95H110V96H108ZM115 95H117V96H115ZM143 95V94H142ZM144 95H146V94H144ZM161 95V96H162ZM167 95H169V94H167ZM192 95V94H191ZM227 95V94H226ZM242 95V94H241ZM42 96V95H41ZM43 96H44V94H43ZM66 96H65V100L67 99V101H69L70 102V98H66ZM138 96H140V95H138ZM154 96H157L156 95V93H155V95ZM154 96H153V98H154ZM174 96V95H173ZM176 96V95H175ZM179 96V95H178ZM184 96V95H183ZM186 96H188V95H185V97ZM193 96V95H192ZM236 96V95H235ZM39 97V96H38ZM54 96H50V97H42V98H38V101L39 100H42V102L40 103V104H44V103H46V102H50L51 100H55V97L53 98ZM57 97V96H56ZM119 97H118V100H120L119 99ZM122 97V96H121ZM123 97H124V95H123ZM131 97V96H130ZM191 96L189 95V98H190ZM237 97V96H236ZM59 98H60V96H59ZM72 98H74V96L72 97ZM125 98V97H124ZM157 98V97H156ZM175 98V97H174ZM188 97L186 98V100L188 101V99H189ZM221 98V97H220ZM229 98H231V97H229ZM228 98V99H229ZM245 98V96H243L242 97V99H244ZM70 99V100H69ZM77 99V98H76ZM112 99V98H111ZM110 99V100H111ZM123 99V98H122ZM122 99H121V101L120 102H122ZM129 99V98H128ZM136 99V98H135ZM146 99H147V97H146ZM163 99H165V98H163ZM175 99H177V98H175ZM174 99V100H175ZM179 99V98H178ZM177 99V100H178ZM225 99V98H224ZM227 99V98H226ZM74 100V99H73ZM108 100V99H107ZM117 100V99H116ZM140 100V99H139ZM143 100V99H142ZM159 100V99H158ZM176 100V101H177ZM180 100V99H179ZM27 101V100H26ZM25 101V102H26ZM35 101H37V100H35ZM37 101V102H38ZM124 101H125V99H124ZM136 101V100H135ZM149 101V100H148ZM155 101H157V100H155ZM160 101V100H159ZM165 101V100H164ZM164 101H160L161 103H163ZM168 101V100H167ZM24 102V100H23V103H25ZM28 102V101H27ZM52 102V101H51ZM65 102V101H64ZM106 102H108V101H106ZM127 102H129V100H127ZM131 102H129L128 104H130L131 105ZM141 102H143V101H141ZM147 102V101H146ZM151 104L150 105H152V102L151 101H149ZM179 102V101H178ZM182 103H183V100L181 101ZM124 103V102H123ZM123 103H119V104H123ZM136 103H137V101H136ZM165 103V102H164ZM164 103L162 104L163 105V108H161V111H163L164 112ZM229 102H226L225 101V105H227ZM39 104V105H40ZM68 104V103H67ZM76 104V103H75ZM106 104V103H105ZM118 104V103H117ZM124 104H126V103H124ZM133 104V103H132ZM138 105V107H139V104L140 103H137ZM143 104H145V103H143ZM147 104H148V102H147ZM173 104V103H172ZM178 104V103H177ZM222 105V107H224L225 105ZM244 104H246L245 102H244ZM26 105H27V103H26ZM29 105V104H28ZM111 105V104H110ZM136 105V104H135ZM149 105V104H148ZM149 105V106H150ZM155 105V104H154ZM156 105H157V103H156ZM160 106H158L159 108L160 107H162L161 106V104H159ZM180 105H181V103H180ZM179 105V106H180ZM80 106V105H79ZM91 106V107H92ZM105 106V105H104ZM124 106V105H123ZM132 106V105H131ZM141 107H142V103H141V105H140ZM145 106V105H144ZM148 106V107H149ZM182 106V105H181ZM230 105H228V107H229ZM75 107H76V105H75ZM91 107H89V108H91ZM111 107V106H110ZM116 107H117V105H116ZM128 107V106H127ZM130 107V106H129ZM134 107V106H133ZM155 107V106H154ZM227 107V106H226ZM226 107H224V108H226ZM40 108V107H39ZM77 108V107H76ZM82 108V107H81ZM105 108L107 109V108H109V107H106L105 106ZM114 108H115V105H114ZM118 108V107H117ZM150 108V107H149ZM203 108L205 109V111H206V113L209 115V114H214V110H215V106H213V105H211L210 104V102H209V104H208V106L205 108L204 106H203ZM96 109V110H95ZM116 109V108H115ZM136 109V108H135ZM138 109H140V107L138 108ZM151 109V108H150ZM152 109H154L153 107H152ZM68 110V109H67ZM72 110V109H71ZM103 110H105V109H103ZM113 110V109H112ZM134 109H132L131 108V113L130 114H127V116L128 115H131L132 114V111H133ZM144 110V109H143ZM157 110H158V108H157ZM182 110V109H181ZM106 111V110H105ZM104 111V112H105ZM107 111H106V113H107ZM114 111V110H113ZM127 112L129 111V109L128 110H126ZM126 111H125V114H126ZM136 111H138V110H136ZM136 111H133V112H135V116H137L136 114H138V113H142V111H139L138 113L136 112ZM147 111H151V112H153L152 110H147ZM160 111V110H159ZM158 111V112H159ZM166 111V110H165ZM27 112V114L25 113V118H29V112L28 111H26ZM84 112V111H83ZM155 112V111H154ZM153 112V116L155 115V113ZM103 113V112H102ZM101 113V114H102ZM106 113H103V114H106ZM119 113V112H118ZM141 113H140V115H141ZM161 112H159L158 114H160ZM234 113V112H233ZM163 114V113H162ZM165 114V113H164ZM172 114H173V112H172ZM79 115V114H78ZM80 115H81V113H80ZM85 115V114H84ZM139 115V114H138ZM171 114H169V116H170ZM174 115L177 117V114L175 113V114H173V116H171V119H172V117H174ZM37 116V115H36ZM71 116V115H70ZM125 116V115H124ZM132 116H134V115H132ZM152 116V117H153ZM156 117L158 116L157 114L155 115ZM167 117H169L168 115H166ZM165 116V117H166ZM140 116H137V118H139ZM151 117V118H152ZM164 117V118H165ZM86 118V117H85ZM124 118V117H123ZM128 118H129V116H128ZM133 118V117H132ZM141 118V117H140ZM163 118V119H164ZM187 117H185L184 119H186ZM190 118V117H189ZM73 119V118H72ZM78 119V118H77ZM135 119H136V117H135ZM153 119H155V118H152V120ZM162 118H160V120H161ZM168 118H165L164 120H162L163 121V123L164 122H167L166 120H167ZM177 119V118H176ZM175 119V120H176ZM183 119V118H182ZM183 119V121H185ZM67 120V119H66ZM71 120V119H70ZM111 120V121H110ZM127 120V119H126ZM130 120V119H129ZM156 120V119H155ZM187 120H188V118H187ZM68 121V120H67ZM138 121V120H137ZM139 121H141V120H139ZM162 121H160V122H162ZM177 121H178V119H177ZM177 121H175V123H174V126H175V124L177 125L180 121H178V123H177ZM212 121H213V119H212ZM142 122V121H141ZM158 122V121H157ZM80 123V122H79ZM82 123H84V122H82ZM146 123V122H145ZM156 123V122H155ZM169 123V122H168ZM182 123V122H181ZM180 123V124H181ZM184 123V122H183ZM187 123H189L188 121H187ZM192 123V122H191ZM210 123V121H205L204 122V124L203 125H200V127L202 126V133L200 132V130H199V132L201 133V134H203L202 135V140L204 139L205 140V142L206 141H211V139L209 138L213 133H215L216 132V134H214V138H216L217 136H215V135H217V134H219V132L221 133V128L222 127H224V125H220L219 127H218V129H215V127H214V124H209ZM131 124V123H130ZM149 124H151L150 122H149ZM159 124V123H158ZM154 125L155 127H156V129L158 128V126L159 125ZM162 124V123H161ZM165 124V123H164ZM163 124V125H164ZM172 124V123H171ZM170 124V125H171ZM179 124V126H181ZM193 124V123H192ZM196 124V123H195ZM173 125V124H172ZM182 125H185V123L184 124H182ZM194 125V124H193ZM198 125V126H199ZM242 125V124H241ZM130 126V125H129ZM128 126V127H129ZM153 126V127H154ZM166 126H167V124H166ZM169 126V125H168ZM167 126V127H168ZM188 126H190V123H189V125ZM187 125L185 126L189 131H192V130H190L189 128L190 127H188ZM127 127V128H128ZM177 127L178 126H176V131H177ZM181 127H183V126H181ZM184 127V128H185ZM191 127H193L192 125H191ZM238 127V126H237ZM242 127V126H241ZM163 128V127H162ZM185 128V129H186ZM195 128V127H194ZM194 128H192V129H194ZM196 128L198 129V127H197V125H196ZM225 128V127H224ZM224 128H223V130H224ZM240 128V127H239ZM148 129H149V127H148ZM164 129H165V127H164ZM164 129H162V130H164ZM173 129V128H172ZM184 129V130H185ZM201 129V128H200ZM250 129V128H249ZM114 130V131H113ZM153 130H155V129H153ZM161 129H160V131H162ZM171 130V129H170ZM179 131H180V128L178 129ZM188 130H186V131H184V132H182L181 131V133L182 134H184L185 132H188ZM233 130V129H232ZM111 131V132H110ZM156 131H158V130H156ZM166 131V130H165ZM165 131H164V133H165ZM169 131V129H167V132ZM175 131V132H176ZM178 131V132H179ZM79 132V131H78ZM118 132H116V133H118ZM150 131H148V133H149ZM154 131H152V133H153ZM166 132V133H167ZM170 132V131H169ZM168 132V133H169ZM193 132V131H192ZM195 132V131H194ZM225 132V131H224ZM239 132V131H238ZM72 133V132H71ZM74 133V132H73ZM77 132L75 131V134H76ZM142 133V137H144L145 135H144V133H143V131L141 132ZM148 133H147V135H148ZM157 133V132H156ZM161 133V132H160ZM171 133V132H170ZM169 133V134H170ZM191 133V132H190ZM196 133H197V131H196ZM199 133V134H200ZM227 133V132H226ZM78 134V133H77ZM82 134V133H81ZM127 133H125V135H126ZM150 134V133H149ZM154 134H155V132H154ZM161 134H163V131H162V133ZM175 134V133H174ZM179 135H180V133H178ZM188 134V133H187ZM194 134V133H193ZM199 134H198V136H199ZM222 134H223V131H222ZM232 134V133H231ZM84 135H86V134H84ZM83 135V136H84ZM114 135H115V133H114ZM146 135V136H147ZM158 135V134H157ZM165 135H168V134H165ZM164 135V136H165ZM184 135H186V134H184ZM189 135H191V134H188V135H186V138L184 137V136H182V137H184L185 138V140L188 138L189 139V137L191 138L192 136H194V135H191V136H189ZM196 135V134H195ZM234 135V134H233ZM238 135V134H237ZM243 135V134H242ZM75 136V135H74ZM105 136V137H106ZM129 136V135H128ZM137 136V135H136ZM170 136V135H169ZM172 136V135H171ZM175 136H177V135H175ZM188 136V137H187ZM223 136V135H222ZM222 136H221V140L223 139L222 138ZM226 137L228 136V135H225ZM224 136V137H225ZM239 136V135H238ZM259 136H261V135H259ZM32 137H33V135H32ZM76 137V136H75ZM79 137V139H80V136H78ZM92 137H93V139H92ZM95 137V138H94ZM110 137V136H109ZM158 137V136H157ZM160 137V136H159ZM201 137V136H200ZM199 137V138H200ZM218 137H219V135H218ZM218 137H217V139H218ZM84 138V137H83ZM107 138V137H106ZM134 138V137H133ZM165 138L168 140L169 138L168 137H166L165 136ZM213 138V139H214ZM220 138V137H219ZM256 138H257V136H256ZM74 139V138H73ZM117 139H119V137L117 138ZM141 139V138H140ZM144 139V138H143ZM147 139V138H146ZM157 139V138H156ZM162 139V138H161ZM160 139V141H162L163 143H164V140H161ZM165 139V140H166ZM195 139V138H194ZM198 139V138H197ZM197 139H196V141H197ZM206 139H208V140H206ZM216 139V140H217ZM228 139V138H227ZM239 139V138H238ZM260 140H259V142H257V143H259V145H260V147H257L258 148V150H257V152H260L261 151V149L263 150L262 151V153L264 152V141H261L262 139L261 138H259ZM85 140V141H86ZM125 141H126V139H124ZM131 140H133L134 141V139H132L131 138ZM170 140V139H169ZM181 140V139H180ZM190 140H192V139H190ZM189 140V141H190ZM255 140V139H254ZM76 141V140H75ZM78 141V140H77ZM83 141V140H82ZM97 141V140H96ZM95 141V142H96ZM101 141V140H100ZM103 141V140H102ZM178 141V140H177ZM183 141V140H182ZM195 141V140H194ZM199 141V140H198ZM209 141V142H210ZM223 141V140H222ZM221 141V142H222ZM229 141V140H228ZM232 141V140H231ZM231 141H229V142H231ZM236 141V140H235ZM239 141V140H238ZM131 142V141H130ZM130 142H129V145H126V148L127 149H129V150H131V152L132 153H134V151L132 150L135 146H133V144H130ZM139 142V141H138ZM159 142V141H158ZM180 142V141H179ZM184 142H186V141H184ZM187 142H188V140H187ZM201 142H203V141H201ZM200 142V143H201ZM205 142H203V143H205ZM212 142V141H211ZM210 142V143H211ZM214 142H215V139H214ZM219 142H220V140H219ZM218 142V143H219ZM220 142V143H221ZM225 142V141H224ZM244 142V141H243ZM133 143V142H132ZM135 144H138V143H136V142H134ZM161 143V142H160ZM177 143V142H176ZM209 143V144H210ZM219 143V144H220ZM241 143V142H240ZM252 143H253V141H252ZM78 144V143H77ZM80 144V143H79ZM91 144V143H90ZM95 144H99V143H95ZM142 145H140V144H138L139 146H138V148H137V152L136 153H139L140 154V157H141V155L144 157V158H142L143 159V161L144 162H141V161H139L138 162V160H136L138 163L135 165L136 167H134L132 164H134V163H132L131 164V167L133 166L134 168L131 170V174H127L126 176L125 175H122V180H119L118 182L121 184V183H123V182H125V180L126 181H128V182H131V184H132V186L133 185H145L146 184V186H145V190H147L146 189V187H147V185H148V187L150 186V188L152 187V184L153 185H156V187H157V184L160 182V183H162L161 185L163 186V183H165V178H166V183L168 184H170V183H172L173 182V185H174V181H172L171 182V180L169 179L170 177H168L169 175H168V173L170 172V170L168 169V167L166 166L167 164H164V161H162L161 159H158V161H154L153 163H157V165H156V168L154 167V166H152V167H150L149 166V163H151V161L153 160V159H151L152 157H153V155L150 153V152H148L147 150H146V147H148V146H146L145 144H143V143H141ZM158 144V143H157ZM156 144V145H157ZM194 144H195V142H194ZM198 144V143H197ZM208 144V143H207ZM212 144V143H211ZM216 144H217V142H215L213 145H215L216 146ZM231 144H233V145H230V146H226L225 148H221V149H214L212 152H211V150H209L208 148V150H206V148L204 149V150H206V151H208V152H206V155L203 157V158H200L201 159V162H200V159H198L199 160V162L198 163H200V165H205V168H206V166H207V170H209V172H207V173H209V175L208 176H206L205 178H200V180L198 179V180H196L197 182L198 181H200V182H202V183H204V184H207V186H205L206 188H207V190L209 191L210 189H212V191H214V188H213V186L215 185L213 182L215 181V182H219V181H223V182H225L226 181V179L229 177H231L230 179H228V180H233V174L232 173H230V174H232V176H229L228 175V177L227 178H225L224 179V176H225V174L224 175H221L220 174V176L218 175L219 174V172L222 170V168H226L227 170H228V168L230 167V166H232L233 164L234 165H243L244 163H242V162H244V156H246V155H248V153L250 152L251 153V151L253 150H255V148L252 146L253 144H256V143H253V144H248V142H247V144L248 145H245V144H243V145H240V146H238L240 149H237L238 147L235 145L236 143L234 142V143H231ZM112 144H110V146H111ZM149 145V144H148ZM188 145V144H187ZM199 145V144H198ZM213 145H211L212 147H214ZM222 145V144H221ZM237 145H238V143H237ZM85 146V145H84ZM88 146V145H87ZM97 147H96V149H95V152H94V158H93V162L91 161V163L93 164H91L92 166L91 167H93V169L95 168V169H97V170H100V169H102V172L101 173H103V169L105 170L106 168H108L109 167V161H108V157L110 156V152L109 151H107L108 149L105 147V144L103 145V143L102 144H99V145H96ZM113 146V145H112ZM164 146V145H163ZM195 147L197 146V145H194ZM194 146L193 147H191L192 148V150H193V148H194ZM203 146V145H202ZM205 146V145H204ZM207 146V145H206ZM209 146V145H208ZM224 146H225V144H224ZM255 146H257V145H255ZM27 147V146H26ZM86 147V146H85ZM90 147V146H89ZM92 148L94 147V146H91ZM199 147V146H198ZM216 147H218V144H217V146ZM236 147V148H235ZM83 149H84V147H82ZM210 148V147H209ZM259 148H261L260 150H259ZM91 149V148H90ZM116 149V148H115ZM147 149H149V148H147ZM156 152L158 151V153L160 152L159 150H162L163 148L161 147L160 148V145H157V147H156ZM185 149H187V148H185ZM213 149V148H212ZM85 150V149H84ZM112 150V149H111ZM85 151H87V150H85ZM149 151H150V149H149ZM89 152V151H88ZM203 152V151H202ZM209 152H210V154H209ZM256 152V151H255ZM162 152H160L159 154H161ZM254 152H252V154H253ZM261 153V152H260ZM261 153V154H262ZM159 154H157V155H159ZM138 155V154H137ZM163 155V154H162ZM221 155V156H220ZM249 155H251V154H249ZM248 155V156H249ZM253 155H255V153L253 154ZM132 156H134V155H132ZM152 156V157H151ZM225 157L224 159H222L221 157ZM248 156H246V157H248ZM252 156V155H251ZM129 157V156H128ZM131 157V156H130ZM137 157V156H136ZM163 157V156H162ZM257 157V156H256ZM258 157H260V156H258ZM257 157V158H258ZM262 157V156H261ZM256 158V159H257ZM129 159H131V158H129ZM135 159V158H134ZM139 159V158H138ZM141 159V160H142ZM260 159V158H259ZM155 160V159H154ZM258 160V159H257ZM261 160V159H260ZM260 160H258V161H260ZM133 161V160H132ZM257 161V162H258ZM126 162V161H125ZM111 163V162H110ZM131 163V162H130ZM129 163V164H130ZM136 163V162H135ZM144 163V164H143ZM202 163V164H201ZM238 163V164H237ZM258 163H260V162H258ZM86 164V163H85ZM89 164V163H88ZM214 164H217V165H220V164H223V166L221 167V165L219 166V167H221V168H216V167H214V168H216V170L218 169V172H217V174L214 172V168H212L211 167V165H214ZM264 164V163H263ZM115 165H117V162L115 163ZM199 165V164H198ZM199 165V166H200ZM115 167V166H114ZM120 167V166H119ZM119 167H117L116 166V169H118ZM201 167V166H200ZM199 167V168H200ZM209 167V168H208ZM218 167V166H217ZM121 168V167H120ZM143 168V169H142ZM202 168V167H201ZM92 169V168H91ZM226 169H223V173L226 171ZM88 170V169H87ZM96 170V171H97ZM106 170H109V169H106ZM115 170V168L113 169V171ZM122 170V169H121ZM125 170L126 171H128L129 170V168H125ZM177 170H181V169H176L175 171H177ZM225 170V171H224ZM126 171H124L125 173H126ZM169 171V172H168ZM88 172H90V171H88ZM98 172H100V171H98ZM117 172V171H116ZM115 172V173H116ZM129 172V171H128ZM181 172V171H180ZM222 172V171H221ZM230 172V171H229ZM229 172H226L227 174L229 173ZM96 173V172H95ZM119 173L121 174V172L119 171ZM171 173V172H170ZM206 173V172H205ZM118 174V173H117ZM171 175H173L172 173H171ZM205 175V174H204ZM207 175V174H206ZM257 175V174H256ZM91 176H93V175H91ZM106 176V175H105ZM199 176V175H198ZM115 177H117V175H115ZM176 177H178L177 175H176ZM180 177V176H179ZM185 177V176H184ZM183 177V178H184ZM189 177H190V175H189ZM226 177V176H225ZM233 177V178H232ZM96 178V177H95ZM110 178V177H109ZM118 178H120V177H118ZM174 178V177H173ZM182 178V179H183ZM104 179V178H103ZM114 179V178H113ZM116 179V178H115ZM181 179V178H180ZM180 179H178V180H180ZM185 179V178H184ZM117 180V179H116ZM177 180V181H178ZM186 181L188 180V179H185ZM227 180V181H228ZM231 180V181H232ZM102 181V180H101ZM115 181V180H114ZM170 181V182H169ZM182 181V180H181ZM97 182H99V181H97ZM111 182V181H110ZM112 182H113V180H112ZM127 182V183H128ZM199 182V183H200ZM210 183L211 184V186H210V184H208V183ZM228 182H230V181H228ZM233 182V181H232ZM232 182H230V183H232ZM88 183H90V182H88ZM104 183V182H103ZM133 183H135V184H133ZM138 183V184H137ZM142 183H144V184H142ZM151 183V185H149ZM157 183V184H156ZM165 183V184H166ZM177 183V182H176ZM193 183H194V181H193ZM192 183V184H193ZM164 184V185H165ZM166 184V185H167ZM185 184H186V182H185ZM190 184V183H189ZM191 184V185H192ZM213 184V185H212ZM226 184H227V182H226ZM122 185V184H121ZM128 185H130V184H128ZM135 185V186H136ZM196 185V184H195ZM228 186V189H229V183L227 184ZM230 185H232V184H230ZM96 186V185H95ZM131 186V185H130ZM129 186V187H130ZM171 187H172V185H170ZM177 186V184L175 185V187ZM185 186V185H184ZM187 186V185H186ZM89 187V186H88ZM101 187V186H100ZM141 188H143L144 186H140ZM155 187V186H154ZM153 187V188H154ZM160 187V186H159ZM167 187V186H166ZM95 188V187H94ZM161 189H164V188H162V187H160ZM159 188V189H160ZM182 187H180V189H181ZM125 189V188H124ZM127 189H128V186H127ZM132 189H134V186H133V188ZM154 189H156V188H154ZM174 189V188H173ZM179 189V188H178ZM184 189H185V187H184ZM100 190V189H99ZM126 190V189H125ZM231 189H229L228 190V192H231L230 191ZM93 191V190H92ZM121 191V190H120ZM150 191H152V190H150ZM149 191V192H150ZM163 191V190H162ZM168 191V190H167ZM176 191H178V190H176ZM182 191V190H181ZM129 192H130V190H129ZM133 192V191H132ZM131 192V193H132ZM144 192H146V191H144ZM185 192V191H184ZM216 192V191H215ZM214 192V193H215ZM101 193V192H100ZM147 193V192H146ZM145 193V194H146ZM153 193V192H152ZM179 193V192H178ZM102 194V193H101ZM149 195H152V194H150V193H148ZM154 194V193H153ZM161 194H162V192H161ZM185 194V193H184ZM213 194V193H212ZM215 194H217V193H215ZM126 195V194H125ZM168 195V194H167ZM214 195V194H213ZM148 196V195H147ZM128 197V196H127ZM140 197V196H139ZM156 197V196H155ZM190 197V196H189ZM215 197H216V195H215ZM162 198V197H161ZM218 198V197H217ZM216 198V199H217ZM159 200H161V199H159ZM168 201V200H167ZM190 201L191 200H186V195H181V194H174L173 195V203L175 204V206H174V204L172 205V206H174V208H178V207H185L184 205H182V204H184L185 203V205H186V203L187 202H189L190 203ZM146 202V201H145ZM148 202H149V199H148ZM152 202V201H151ZM163 202V201H162ZM192 202V201H191ZM158 203V202H157ZM165 203V202H164ZM202 203V202H201ZM204 203V202H203ZM122 204V202H120V205ZM160 204H161V202H160ZM163 204V203H162ZM161 204V205H162ZM168 204V203H167ZM205 205H206V203H204ZM148 205V204H147ZM151 205V204H150ZM158 205V204H157ZM156 205V206H157ZM165 205V204H164ZM164 205H162V206H164ZM192 205V204H191ZM191 205H190V207L189 208H191ZM203 205V204H202ZM208 205V204H207ZM154 206V205H153ZM152 206V207H153ZM155 206V207H156ZM169 206V205H168ZM197 206V205H196ZM93 207H94V205H93ZM96 207V206H95ZM102 207V206H101ZM135 207V206H134ZM151 206H149V208H150ZM151 207V208H152ZM160 207V206H159ZM91 208V207H90ZM96 208H98V207H96ZM104 208V207H103ZM107 208V207H106ZM150 208V209H151ZM154 208V207H153ZM152 208V209H153ZM167 208V207H166ZM173 208V207H172ZM193 208H194V206H193ZM195 208H197V207H195ZM204 208V207H203ZM105 209V208H104ZM109 209V208H108ZM130 209V208H129ZM135 209V208H134ZM149 209V210H150ZM158 209V208H157ZM164 209V208H163ZM185 209V208H184ZM212 212H213V214H214V218L210 221L211 223L210 224H218L220 221H221V218H220V214H219V211L217 210V208H215V207H212ZM94 210H95V208H94ZM101 210V209H100ZM162 208L160 207V210H158V215L160 214V216L161 217H159V218H161L162 219ZM171 210V209H170ZM170 210H168V211H170ZM176 210V209H175ZM187 210H189V209H187ZM91 211V210H90ZM106 211V210H105ZM134 211H136V210H134ZM152 211V210H151ZM165 211H166V215H167V209H165ZM172 211V210H171ZM193 211V210H192ZM101 212V211H100ZM131 212V211H130ZM176 212V211H175ZM174 212V213H175ZM181 212V211H180ZM96 213V212H95ZM104 213V212H103ZM129 213V212H128ZM127 213V214H128ZM157 213H156V215H157ZM164 213V212H163ZM170 213V212H169ZM168 213V214H169ZM173 213V212H172ZM171 213V214H172ZM202 213V212H201ZM123 214H124V210H123V212H121L120 211V214H119V216L117 217V219H119V221L120 220H122L123 219ZM130 214H132V213H130ZM134 214V213H133ZM136 214V213H135ZM176 214H179L178 213V211H177V213ZM185 214V213H184ZM110 215V214H109ZM129 215V214H128ZM170 215V214H169ZM168 215V216H169ZM174 215V217H175V214H173ZM190 215V214H189ZM200 215V214H199ZM95 216V215H94ZM131 216V215H130ZM165 216V215H164ZM180 217L182 216V215H179ZM179 216H177V217H179ZM184 216V215H183ZM186 216V215H185ZM105 217H107V216H105ZM129 217V216H128ZM133 217V216H132ZM158 217V216H157ZM173 217V218H174ZM193 217V216H192ZM97 218V217H96ZM102 218V217H101ZM100 218V219H101ZM131 218V217H130ZM142 218V217H141ZM140 218V219H141ZM170 218H171V215H170ZM173 218H171L172 220H175V219H173ZM185 219V217H182V219ZM169 219V217L167 218V220ZM181 219V218H180ZM181 219V220H182ZM184 219L182 220V221H184ZM187 219V218H186ZM185 219V220H186ZM193 219V218H192ZM81 220V219H80ZM133 221V220H132ZM134 221H135V219H134ZM133 221V222H134ZM140 221V220H139ZM143 221V220H142ZM164 220H162V222H163ZM169 221V220H168ZM176 221H177V219H176ZM179 221V220H178ZM171 222H173V221H171ZM135 223V222H134ZM143 223V222H142ZM165 223V222H164ZM138 224V223H137ZM145 224V223H144ZM143 225V224H142ZM205 225H207L206 223H205ZM205 225H204V227H205ZM138 226V225H137ZM164 226V225H163ZM167 226V225H166ZM165 226V227H166ZM107 227V226H106ZM129 227V226H128ZM149 227V226H148ZM90 229V228H89ZM120 229H121V227H120ZM132 229H134V227H132ZM137 229V228H136ZM143 229V228H142ZM149 229H150V227H149ZM148 229V230H149ZM162 229V228H161ZM98 230V229H97ZM96 230V231H97ZM130 230V229H129ZM141 230V229H140ZM95 231V232H96ZM106 231V230H105ZM121 231V230H120ZM6 232V231H5ZM123 232V231H122ZM131 232V231H130ZM132 233V232H131ZM149 233V232H148ZM150 234V233H149ZM133 235H135L134 233H133ZM177 235V234H176ZM214 235H215V240L216 241H218V240H220L219 241V243L220 242H222V244L225 246V247H227V248H229L228 246H230V240H229V237L227 236V234L226 233H224V232H222V231H220L219 230V228H217V225H216V227H215V232H214ZM141 236V235H140ZM213 236V235H212ZM132 237V236H131ZM144 237V236H143ZM175 237V236H174ZM178 238H179V236H178ZM92 239V238H91ZM144 239V238H143ZM180 239V238H179ZM191 239V238H190ZM129 240V239H128ZM175 240V239H174ZM182 240V239H181ZM222 240V241H221ZM89 241V240H88ZM188 241V240H187ZM129 242V241H128ZM132 242V241H131ZM122 244H124V243H122ZM128 244V243H127ZM176 244V243H175ZM121 245V244H120ZM177 245V244H176ZM232 245V244H231ZM3 246V245H2ZM5 246V245H4ZM122 246V245H121ZM125 245H123L122 247H124ZM233 246V245H232ZM128 247V246H127ZM180 247V246H179ZM224 247V248H225ZM5 248V247H4ZM125 248V247H124ZM132 249V247L130 246V244H129V249ZM231 248V247H230ZM229 248V249H230ZM232 248H234V246L232 247ZM2 249V248H1ZM0 249V250H1ZM128 249V248H127ZM130 249V250H131ZM182 249V248H181ZM217 249V248H216ZM3 250V249H2ZM130 250H129V252H130ZM133 250V249H132ZM228 249H226V251H227ZM4 251H5V249H4ZM206 251V250H205ZM231 251V250H230ZM229 251V252H230ZM234 251V250H233ZM1 252V251H0ZM221 250H220V253L219 254H221ZM214 253V252H213ZM5 254V253H4ZM9 254V253H8ZM7 254V255H8ZM217 254V253H216ZM223 254H225V253H223ZM228 254V253H227ZM238 254V253H237ZM213 255V254H212ZM226 257H227V255H225ZM239 256V255H238ZM237 256V257H238ZM6 257V256H5ZM13 257V256H12ZM176 257V256H175ZM10 258V257H9ZM180 258V257H179ZM178 258V259H179ZM220 258H221V256H220ZM4 259V258H3ZM123 259V258H122ZM173 259H174V257H173ZM177 258H175V260H176ZM204 259V258H203ZM1 260V259H0ZM6 260H7V258H6ZM171 261H173L172 260V258L170 259ZM186 260H187V258H186ZM189 260V259H188ZM205 260V259H204ZM177 261V260H176ZM222 261V260H221ZM225 261V260H224ZM230 261V260H229ZM9 262V261H8ZM178 263H179V261H177ZM190 262V261H189ZM189 262H183L184 264H193V262L192 263H189ZM18 263V262H17ZM130 263V262H129ZM195 264H197L196 262H194ZM200 263H201V260H200ZM206 263V262H205ZM231 263V262H230ZM23 264V263H22ZM119 264V263H118ZM177 264V263H176ZM182 264V263H181ZM198 264H199V262H198Z\"/></svg>",
    "mask_w": 264,
    "mask_h": 264
}]
</instances>
